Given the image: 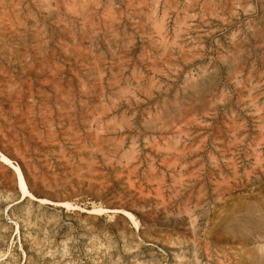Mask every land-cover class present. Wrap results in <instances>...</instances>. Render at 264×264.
I'll return each mask as SVG.
<instances>
[{
  "label": "rangeland",
  "instance_id": "rangeland-1",
  "mask_svg": "<svg viewBox=\"0 0 264 264\" xmlns=\"http://www.w3.org/2000/svg\"><path fill=\"white\" fill-rule=\"evenodd\" d=\"M0 155V264H264V0H0Z\"/></svg>",
  "mask_w": 264,
  "mask_h": 264
},
{
  "label": "bare ground",
  "instance_id": "bare-ground-1",
  "mask_svg": "<svg viewBox=\"0 0 264 264\" xmlns=\"http://www.w3.org/2000/svg\"><path fill=\"white\" fill-rule=\"evenodd\" d=\"M0 162L4 165H6L7 167H9V169L13 172V174L15 175L16 177V184H17V187L19 189V192L21 193V199H24L26 197H29L30 196V193L28 191V188H27V185H26V182L23 178V174H22V171L21 169L14 165L6 156L4 155H0ZM20 198H18L15 202L16 203H19L21 202ZM14 202V204H16ZM96 212V210H92V211H89L90 214H94ZM126 219L130 220L133 225L136 227L137 226V222L133 219L132 215L126 213V212H120Z\"/></svg>",
  "mask_w": 264,
  "mask_h": 264
},
{
  "label": "trees",
  "instance_id": "trees-1",
  "mask_svg": "<svg viewBox=\"0 0 264 264\" xmlns=\"http://www.w3.org/2000/svg\"><path fill=\"white\" fill-rule=\"evenodd\" d=\"M21 169V168H20Z\"/></svg>",
  "mask_w": 264,
  "mask_h": 264
}]
</instances>
